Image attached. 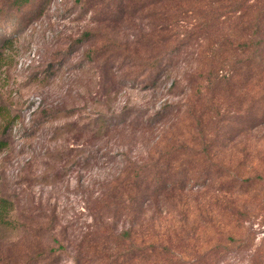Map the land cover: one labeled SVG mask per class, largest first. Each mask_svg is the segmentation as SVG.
I'll list each match as a JSON object with an SVG mask.
<instances>
[{"label": "rangeland", "instance_id": "1", "mask_svg": "<svg viewBox=\"0 0 264 264\" xmlns=\"http://www.w3.org/2000/svg\"><path fill=\"white\" fill-rule=\"evenodd\" d=\"M124 1L118 22L96 21L77 0L34 3L20 21L0 22L9 38L0 42V195L14 203L12 227L0 225V264L38 250L46 254L27 263L105 264L127 243L154 244L175 264H264V62L239 64L252 52L230 49L225 24L198 37L191 17L154 22L152 0ZM85 31L94 34L76 43ZM163 53L158 69L137 74ZM226 64L241 76L215 85ZM126 158H169L187 186L157 197L121 241L131 190L118 198L112 180ZM249 178L260 180L239 185ZM223 180L232 191L216 189Z\"/></svg>", "mask_w": 264, "mask_h": 264}, {"label": "trees", "instance_id": "2", "mask_svg": "<svg viewBox=\"0 0 264 264\" xmlns=\"http://www.w3.org/2000/svg\"><path fill=\"white\" fill-rule=\"evenodd\" d=\"M81 3L82 8L85 11H93V17L98 22H118L121 15H117L120 12L121 5L124 0H77ZM48 0H0V22H15L20 21L23 14L20 12L34 3L36 5L47 4ZM152 5H156L154 11V22H186L189 17L193 18V28L197 31L198 37H205L206 33L210 31H220L218 25L225 24L224 36L227 38H233L235 40L230 41V49L233 51H251L246 60H238L241 65H247L254 61L260 62L259 66L264 62V0H152ZM127 13V12H125ZM124 13V14H125ZM12 25V23H11ZM158 29L157 31H160ZM94 32L85 31L80 37L76 39V43L82 42L87 38L93 36ZM9 38H0V42L7 41ZM10 42V41H9ZM216 47L221 43L214 42ZM219 48V47H218ZM218 48H215V54H217ZM175 49V47L173 48ZM98 53V48L88 51V57L93 59V55ZM166 53L160 54L151 60L142 62V67L137 74L141 71L142 74H146L152 71L154 68H159L163 64V59ZM259 58V59H258ZM3 60V54L0 52V65ZM225 67H229L231 71H226ZM232 64H226L221 68H218L214 72L215 85L217 84H229L231 80L237 81L240 77V73L235 71ZM212 73L208 74V78L212 77ZM219 73V74H218ZM136 74V75H137ZM253 77L252 75H250ZM169 107L166 105L164 108ZM161 111L157 112L159 115ZM106 121V120H103ZM125 121L119 120L118 123H124ZM111 124V121H108ZM116 123V124H118ZM10 127V123L7 122L3 127V131H6ZM8 145L6 139H0V152ZM170 160L169 158L163 160H155L154 162L137 164L126 158V164L120 173L112 180V189L114 192L117 190L118 198L124 196V192L131 190V194L127 195L124 208L129 209V214H132V221L128 228L121 230L118 234H114L116 239L121 241H130L133 237L134 224L133 222L143 219V214L146 210L150 209L154 201L160 195H163L167 191H175L184 189L187 186L185 176L187 171L183 166L180 170L174 174L170 173ZM214 172L220 174V167L215 165ZM260 178L246 179L240 181L239 185L243 183H251ZM203 184V181H202ZM216 189L221 191H232L230 184L226 181H220L216 184ZM243 191V190H241ZM116 196V194H115ZM14 208V203L6 195H0V225L4 227H10L14 221L10 218V213ZM157 209L158 206L154 205ZM12 227V226H11ZM106 228L107 227H103ZM30 229V226H27ZM98 239L105 240L104 237L98 236ZM60 250H66L61 245L60 241L55 240ZM125 243V242H124ZM105 247H102L104 249ZM94 249L100 251L97 244H94ZM67 251V250H66ZM50 252H47V254ZM105 253V252H104ZM46 253L42 250H38L35 253H31L26 256V261L19 264H30L27 261L32 260V256L39 257L44 256ZM167 251L160 250L154 244H148L144 246H138L132 243H127L125 250L108 256V260L105 264H175L173 260L164 255ZM215 264L216 256L214 258L202 256L194 264ZM74 264H79L78 259L74 261Z\"/></svg>", "mask_w": 264, "mask_h": 264}]
</instances>
